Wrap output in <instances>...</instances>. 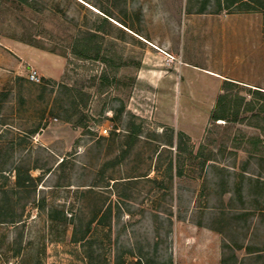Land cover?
I'll list each match as a JSON object with an SVG mask.
<instances>
[{"label": "rangeland", "instance_id": "1", "mask_svg": "<svg viewBox=\"0 0 264 264\" xmlns=\"http://www.w3.org/2000/svg\"><path fill=\"white\" fill-rule=\"evenodd\" d=\"M234 1L0 0V264H174L185 226L264 248V154L233 146L263 123L210 121L220 94L264 92V35L212 54L190 26L209 14L264 25V0ZM84 38L114 64L79 61ZM166 39L182 58L147 53Z\"/></svg>", "mask_w": 264, "mask_h": 264}, {"label": "crops", "instance_id": "2", "mask_svg": "<svg viewBox=\"0 0 264 264\" xmlns=\"http://www.w3.org/2000/svg\"><path fill=\"white\" fill-rule=\"evenodd\" d=\"M190 26L195 30L205 28L201 33L208 51L212 54H220L219 51L224 50L222 45L226 43L228 52L234 50V46L237 49L239 39L248 44L256 42L259 45L264 35L263 22L248 14L230 16L229 19L226 14L196 15L195 19L190 21ZM146 42L153 48L147 53H153L155 50L158 54H154L157 55L172 58L179 55L182 58L180 49L175 48V44L169 39L163 40L160 46ZM212 74L218 77L220 86L224 81L228 82V77ZM172 241L174 264H230V261L231 264H264V248H251L249 240L237 246L231 245L228 242V228L221 231L198 226L177 227L174 229Z\"/></svg>", "mask_w": 264, "mask_h": 264}, {"label": "trees", "instance_id": "3", "mask_svg": "<svg viewBox=\"0 0 264 264\" xmlns=\"http://www.w3.org/2000/svg\"><path fill=\"white\" fill-rule=\"evenodd\" d=\"M25 4H28V0H23ZM235 0L232 4L237 3ZM29 5V4H28ZM73 54L79 61L93 60L98 62L101 61L106 64L107 67H111L114 63L107 56L101 54L100 47H92L91 42L86 38L76 40L73 48ZM94 54V55H92ZM109 69V68H108ZM115 73L112 70L109 72H103L100 79L103 82H109L110 79H115ZM228 85H234L232 82H227ZM251 114L250 117H247ZM264 92L256 91L255 99L247 101L246 98L240 96H231L228 94H220L217 98L216 106L213 109L210 121L215 123L217 121H225L228 124H241L243 122H249L252 126V122H262L263 125H256L255 128L261 131L260 135L248 136L244 134L241 130L237 131L235 139L233 140V146L236 149H240L243 152L249 153L253 156H262L264 154ZM132 123L130 127L131 134H135L143 126V119L140 117L133 116ZM254 126V125H253ZM180 142L183 139L190 140V138L184 133L178 135ZM179 161L169 164L168 172L170 177H173L174 170L178 169ZM180 172L176 171V175L180 176ZM27 180H32V177L28 176ZM119 264V263H118Z\"/></svg>", "mask_w": 264, "mask_h": 264}, {"label": "built area", "instance_id": "4", "mask_svg": "<svg viewBox=\"0 0 264 264\" xmlns=\"http://www.w3.org/2000/svg\"><path fill=\"white\" fill-rule=\"evenodd\" d=\"M169 60H170V62H173L174 59L172 57H169ZM27 79L33 83H40V77L37 75V72H35V71H30ZM103 134L106 136L108 134V131L104 130Z\"/></svg>", "mask_w": 264, "mask_h": 264}, {"label": "bare ground", "instance_id": "5", "mask_svg": "<svg viewBox=\"0 0 264 264\" xmlns=\"http://www.w3.org/2000/svg\"><path fill=\"white\" fill-rule=\"evenodd\" d=\"M92 9V8H91ZM119 25V24H118Z\"/></svg>", "mask_w": 264, "mask_h": 264}]
</instances>
